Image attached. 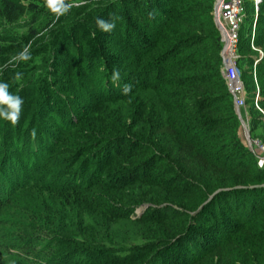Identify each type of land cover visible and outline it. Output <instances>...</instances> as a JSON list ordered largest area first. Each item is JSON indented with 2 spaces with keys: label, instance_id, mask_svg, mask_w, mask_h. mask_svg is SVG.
Segmentation results:
<instances>
[{
  "label": "trees",
  "instance_id": "16d2710c",
  "mask_svg": "<svg viewBox=\"0 0 264 264\" xmlns=\"http://www.w3.org/2000/svg\"><path fill=\"white\" fill-rule=\"evenodd\" d=\"M245 3L240 66L264 144V55L252 72L264 0L253 40ZM213 11L214 0H62L59 11L0 0V111L18 113L0 116V142L18 163L38 158L27 148L44 152L39 171L53 157L66 168L48 182L19 172L14 195L5 189L0 264H264V165L241 137ZM124 222L141 238H122Z\"/></svg>",
  "mask_w": 264,
  "mask_h": 264
},
{
  "label": "built area",
  "instance_id": "2783aa9c",
  "mask_svg": "<svg viewBox=\"0 0 264 264\" xmlns=\"http://www.w3.org/2000/svg\"><path fill=\"white\" fill-rule=\"evenodd\" d=\"M254 1V10H255V19L253 23V29L251 32V39H254L255 36V26L256 18L258 15L259 4L261 0ZM246 18V9L243 0H217L216 11H215V22L220 25L218 28L221 40H222V58L223 65L221 68L222 74L226 80L228 89L234 97V102L237 104L241 110L247 106V96L249 95L247 84L244 79L245 67L240 66V54L239 46L241 39V30ZM253 48L257 49L254 45ZM264 52L261 49H258V56L254 57L253 62V76L256 81V66L258 61L263 57ZM260 91L257 86L256 96H255V107L263 113L264 119V110L259 105ZM242 117H245V120L248 122L249 126V115L247 110H245L244 115L241 112ZM250 128V126H249ZM253 145L256 148L264 151V144L259 139H254ZM261 157V161L264 160V152H258ZM263 154V155H262ZM264 165L263 162L260 164Z\"/></svg>",
  "mask_w": 264,
  "mask_h": 264
},
{
  "label": "rangeland",
  "instance_id": "374dc122",
  "mask_svg": "<svg viewBox=\"0 0 264 264\" xmlns=\"http://www.w3.org/2000/svg\"><path fill=\"white\" fill-rule=\"evenodd\" d=\"M251 1V0H250ZM244 4L245 3V0H243ZM249 2V1H248ZM248 2H247V7L249 6L248 5ZM216 3H217V0H214V11H213V15H214V19H215V11H216ZM249 8V7H248ZM253 9H254V3H253ZM222 41V40H221ZM222 49H223V45H222V48H221V53H222ZM242 66L243 67H247L248 66L246 65V63H242ZM245 110L248 111H251L252 113L254 112V108L252 109L250 107V105L247 104L246 108L242 109L241 112L242 114L244 115V112ZM257 114V113H254V115ZM243 119L245 120V117H243ZM246 121V120H245ZM39 123L43 124V122L41 121V119L38 120ZM247 122V121H246ZM46 123V122H45ZM248 124V122H247ZM47 130L50 131V129H52V127L49 126V123L48 124H43ZM256 126H258V129L256 131V135L261 139L264 140V126L262 124H258L256 123L255 124ZM249 126H250V123H249ZM243 131H244V128H243V125L241 123V137L243 135ZM12 132V131H11ZM25 140V139H24ZM242 140L244 141L243 137H242ZM245 145L247 146V143L244 142ZM25 144L27 145V147L29 148V145H30V142L29 141H25ZM5 140L3 139L1 142H0V190H1V198L3 197V194H4V191H9L10 192L12 191V193H10L11 195H14V189L16 187V184L18 185V182L19 180H16L15 178L17 177L16 175L19 174V172L22 174V173H27V176L26 178L21 176V179L20 180H29V178H31L32 174L34 173L35 176H40L42 175V177L46 178V182H48V180L50 179V175L52 174V176H54V174H56L57 172H61L62 168H65V165H60L61 162L59 160H57L58 158L60 157H53V159L51 158L50 161H48V167L44 170V168L42 169V171H39L38 166L41 164L40 161H38L37 163H35V161L37 159H41V154L44 153L43 151H37L35 150L34 152L31 151L30 149H27V148H24L25 150V156L28 157L31 155L30 160H32V155L34 157L38 156L37 159H35V161L32 162H29L28 160L27 161H23L21 160L20 163L16 162L18 158L16 155V153H13L14 156H10L6 153L7 149L5 148ZM251 150V149H250ZM252 152H254L258 158H259V163L261 164V162L264 163V160H260L261 157L259 156L260 153H263L264 151L260 150L259 148H256L254 147L253 150H251ZM263 155V154H262ZM57 158V159H56ZM25 160V159H24ZM5 167L7 170H5ZM17 168L16 170L13 168ZM2 170V171H1ZM34 171V172H33ZM5 172H8V173H12L14 175H12L11 177L7 175V173ZM19 174V175H21ZM52 180V179H51ZM50 181V180H49ZM54 181H56V179H54ZM4 182L6 184H8V187H5L4 186ZM6 189V190H5ZM213 196V195H212ZM211 196V197H212ZM21 197V195L19 196ZM4 198V197H3ZM16 199V197L14 199H12V202ZM21 201L23 200V198H20ZM210 200V198L208 199ZM183 209V208H182ZM3 218H8V216H4ZM65 223L67 224V222L65 221ZM119 228H121V226H119ZM122 231L125 232L123 235H122V238H128L129 240L131 239H139L141 238L142 236V228L139 226V225H135V224H132V223H128V222H124L123 223V226H122ZM18 257V256H16Z\"/></svg>",
  "mask_w": 264,
  "mask_h": 264
},
{
  "label": "clouds",
  "instance_id": "9594fccd",
  "mask_svg": "<svg viewBox=\"0 0 264 264\" xmlns=\"http://www.w3.org/2000/svg\"><path fill=\"white\" fill-rule=\"evenodd\" d=\"M48 4L55 11H59L62 6V0H48ZM100 23L105 30H110L111 28L114 27V24H104L103 22ZM118 78H119L118 72H114L113 80L115 81ZM130 91H131V86L125 85L124 93L127 94ZM0 116H3L5 119H10L13 124H15L18 119V113L16 111H13L11 113L0 111Z\"/></svg>",
  "mask_w": 264,
  "mask_h": 264
},
{
  "label": "water",
  "instance_id": "95a60500",
  "mask_svg": "<svg viewBox=\"0 0 264 264\" xmlns=\"http://www.w3.org/2000/svg\"><path fill=\"white\" fill-rule=\"evenodd\" d=\"M217 27L220 28V25L218 23H216ZM235 108H236V112L240 118V121L243 125V128H244V135H245V138H246V143H247V146L253 150L254 149V145H253V140H252V136H251V130L247 124V122L243 119L242 115H241V108L235 104Z\"/></svg>",
  "mask_w": 264,
  "mask_h": 264
},
{
  "label": "crops",
  "instance_id": "0c3cea01",
  "mask_svg": "<svg viewBox=\"0 0 264 264\" xmlns=\"http://www.w3.org/2000/svg\"><path fill=\"white\" fill-rule=\"evenodd\" d=\"M243 139H244V142H246V138H245V135H244V131H243V135H242Z\"/></svg>",
  "mask_w": 264,
  "mask_h": 264
}]
</instances>
